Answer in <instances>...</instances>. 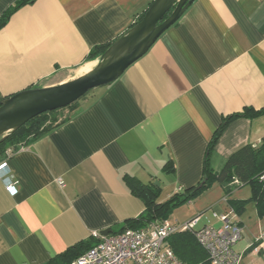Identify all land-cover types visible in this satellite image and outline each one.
I'll return each mask as SVG.
<instances>
[{"label":"crops","instance_id":"0c3cea01","mask_svg":"<svg viewBox=\"0 0 264 264\" xmlns=\"http://www.w3.org/2000/svg\"><path fill=\"white\" fill-rule=\"evenodd\" d=\"M15 1L0 0V15ZM151 2L21 6L0 27V98L90 70L97 62L85 59L90 48L124 34ZM245 107H264V0H193L119 77L91 89L73 110L60 109L68 120L0 157L16 188L7 191L0 178V264H46L93 241V231L118 232L144 209L129 176L159 186L158 201L195 186L213 131ZM263 137L264 113L230 120L211 168L218 171L230 154ZM227 198L215 182L198 200H218L221 214L231 211ZM230 216L242 227L234 250L243 256L253 246V256H264L255 241L264 235L257 215L259 232L247 229L243 215Z\"/></svg>","mask_w":264,"mask_h":264},{"label":"trees","instance_id":"16d2710c","mask_svg":"<svg viewBox=\"0 0 264 264\" xmlns=\"http://www.w3.org/2000/svg\"><path fill=\"white\" fill-rule=\"evenodd\" d=\"M32 1L33 0H16L0 15V27L8 21L10 16L18 8ZM147 8L138 15L130 27L142 19ZM169 13L170 11L164 15V18H166ZM111 43L112 42H105L94 45L90 48L85 59H97ZM76 106L77 101L65 108L73 110ZM59 110L60 109L37 115L9 134L0 142V157L7 149H16L19 145L27 144L29 141L37 139L44 133L68 120V115L60 118L58 114ZM263 113L264 107L259 109L245 107L239 112L223 116L219 126L213 131L212 136L208 141L203 161L201 180L195 186L176 192L164 201L157 200L160 194L159 186L154 184H144L136 178L129 176L127 178L128 187L133 194L143 199L144 209L137 218L126 220V224L122 226L119 231L126 228L139 229L150 222L167 219L170 211L175 206L195 199L206 189H209L215 182L220 184L225 196L228 195L232 189L248 184L250 189V196L248 198H227L226 202L234 214L240 215L243 212L246 203L252 200L255 204L257 217L260 219L263 218L264 178H261V176H264V137L261 138L260 143L256 146L246 144L234 151L225 159L223 165L218 171L213 170L210 166L212 149L227 123L237 117L252 118ZM167 165L168 161L165 165V168L168 171ZM235 180L237 181V184L234 183ZM93 242L94 240L78 242L56 255L46 264H68L73 258L89 248ZM167 242L174 254L185 264H210L206 251L198 244L191 231L186 230L174 232L168 236ZM252 250L253 246H250L246 252Z\"/></svg>","mask_w":264,"mask_h":264},{"label":"water","instance_id":"95a60500","mask_svg":"<svg viewBox=\"0 0 264 264\" xmlns=\"http://www.w3.org/2000/svg\"><path fill=\"white\" fill-rule=\"evenodd\" d=\"M192 2L152 0L142 19L115 39L90 70L59 84L29 87L0 98V142L31 118L65 108L91 89L114 81L182 16ZM168 11L169 15L164 18ZM100 233L107 235L111 231L107 228Z\"/></svg>","mask_w":264,"mask_h":264},{"label":"built area","instance_id":"2783aa9c","mask_svg":"<svg viewBox=\"0 0 264 264\" xmlns=\"http://www.w3.org/2000/svg\"><path fill=\"white\" fill-rule=\"evenodd\" d=\"M8 173L9 167L1 161L0 178L5 189L12 193L16 188ZM57 182L61 186L64 184L61 178H57ZM231 212L213 213L218 226L209 223L198 226L202 217L198 215L183 223L156 220L139 229L126 228L107 235L93 231V244L68 264H185L174 254L167 238L174 232L186 230L194 234L210 264H238L242 255L234 250V246L242 237V227L231 218ZM255 241L264 249L263 234Z\"/></svg>","mask_w":264,"mask_h":264},{"label":"rangeland","instance_id":"374dc122","mask_svg":"<svg viewBox=\"0 0 264 264\" xmlns=\"http://www.w3.org/2000/svg\"><path fill=\"white\" fill-rule=\"evenodd\" d=\"M80 99H82V97ZM63 109H65V108H63ZM58 114H59L60 118H63L67 115L65 113V111H62V113H58ZM209 189H206L205 191H208ZM200 196H201V194L199 196H197V198L198 197L200 198ZM226 196L228 198H233V197L234 198H242V199L248 198L250 196L249 185L244 184V185L238 186V187L232 189V191ZM198 199L197 200H190L188 202H185V203H182L180 205L175 206L170 211L167 219L169 221H174L175 219L178 221H184V220L190 219L195 214L203 211L202 212L203 216H202L201 220L198 222V226H201L203 224H208V223L209 224L213 223L215 226H218L219 222H215V218L213 217V213L214 212L219 213V210L221 208L220 205L218 204L219 202H217L218 200H198ZM253 209H255L254 201H252V200L248 201L245 205L243 212L239 216H241V215L244 216V220H245L247 229H250V230L256 229V232H259V230H257L258 225L253 226V221L256 218V213H255V210H253ZM259 220H261V221H259L260 224L261 223L264 224V217L261 219L259 218ZM261 230H263V229H261ZM261 230H260V233L262 232ZM238 264H264V256H261V255L253 256L250 253V251H248V252H245V254L241 257Z\"/></svg>","mask_w":264,"mask_h":264}]
</instances>
